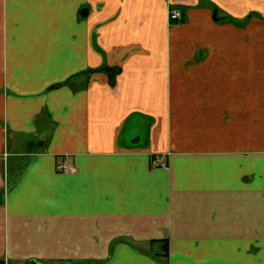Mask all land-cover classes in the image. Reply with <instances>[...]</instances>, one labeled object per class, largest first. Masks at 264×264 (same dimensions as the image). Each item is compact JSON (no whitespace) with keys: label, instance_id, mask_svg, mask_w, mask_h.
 I'll use <instances>...</instances> for the list:
<instances>
[{"label":"crops","instance_id":"obj_1","mask_svg":"<svg viewBox=\"0 0 264 264\" xmlns=\"http://www.w3.org/2000/svg\"><path fill=\"white\" fill-rule=\"evenodd\" d=\"M249 4L0 0L5 264H264V66L220 37Z\"/></svg>","mask_w":264,"mask_h":264},{"label":"rangeland","instance_id":"obj_2","mask_svg":"<svg viewBox=\"0 0 264 264\" xmlns=\"http://www.w3.org/2000/svg\"><path fill=\"white\" fill-rule=\"evenodd\" d=\"M246 1V0H242ZM250 7L253 5L255 1L262 0H248ZM226 7L229 9L239 11L241 8H244V4L235 3V5H231L230 3L226 4ZM216 19L214 21L219 22L220 15H223L225 10L222 7H216ZM214 8V9H216ZM251 13V12H249ZM248 13V14H249ZM247 14V15H248ZM264 17V16H263ZM220 32L221 38L225 37L226 40L228 38L231 39V52L233 55L236 54H246L248 61L246 62L249 71L259 70L261 66H264V19L253 18L249 20L248 24L242 25L239 29H224ZM250 76V75H249ZM190 144L187 141H177L178 148H185ZM148 244L142 245V247H148ZM188 259L192 257V254L185 255Z\"/></svg>","mask_w":264,"mask_h":264},{"label":"trees","instance_id":"obj_3","mask_svg":"<svg viewBox=\"0 0 264 264\" xmlns=\"http://www.w3.org/2000/svg\"><path fill=\"white\" fill-rule=\"evenodd\" d=\"M176 8L178 10H180L181 14L179 18H171L169 16V23L170 24H178L184 21L185 19V12H184V8L181 7H177L175 5H170L169 9H173ZM255 15L254 12L249 13L246 17H244L241 20H238L234 17H225L224 19H226L227 21L232 22L233 24L236 25H243L245 24L250 18L251 16ZM223 17H220L219 20H222ZM104 72L107 76H108V83L110 86H114L115 85V78L116 76L120 73V68L119 67H115V66H107V65H102L96 69L93 70H89L88 73L90 72ZM70 81V79H67L65 81V83H68ZM41 144H43L44 142L41 141ZM157 243L159 246L158 250L154 249V244ZM148 249L150 250V253H148L150 256H152L153 258H157V259H162L163 261L168 259L169 257V242L167 239H162L160 241H156V240H151L149 241V247ZM0 264H5L3 260L0 259ZM34 264V263H31Z\"/></svg>","mask_w":264,"mask_h":264},{"label":"built area","instance_id":"obj_4","mask_svg":"<svg viewBox=\"0 0 264 264\" xmlns=\"http://www.w3.org/2000/svg\"><path fill=\"white\" fill-rule=\"evenodd\" d=\"M180 10L176 9V8H173V9H169V16L171 18H179L180 17ZM152 163L155 164V163H158V164H161V165H165V162L161 160V157L160 156H155L153 159H152ZM63 170H66V167L63 166L62 167Z\"/></svg>","mask_w":264,"mask_h":264},{"label":"water","instance_id":"obj_5","mask_svg":"<svg viewBox=\"0 0 264 264\" xmlns=\"http://www.w3.org/2000/svg\"><path fill=\"white\" fill-rule=\"evenodd\" d=\"M216 12H217V9H213V12H212V18L215 20L216 19Z\"/></svg>","mask_w":264,"mask_h":264}]
</instances>
